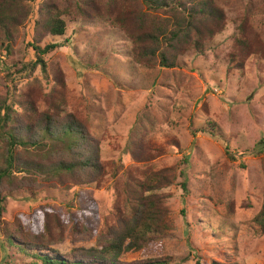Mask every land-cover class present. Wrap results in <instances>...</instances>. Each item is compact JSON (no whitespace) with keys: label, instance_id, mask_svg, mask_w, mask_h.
Returning a JSON list of instances; mask_svg holds the SVG:
<instances>
[{"label":"rangeland","instance_id":"rangeland-1","mask_svg":"<svg viewBox=\"0 0 264 264\" xmlns=\"http://www.w3.org/2000/svg\"><path fill=\"white\" fill-rule=\"evenodd\" d=\"M106 2L97 4L102 8ZM45 3L65 11V36L45 40L62 47L46 56L50 83L39 69L16 74L17 93L28 90L44 110L60 68L72 104L82 102L89 111L91 136L100 144L108 174L100 187L76 188H55L40 175L17 174L21 185L6 195L0 216V264L33 260L9 245V233L19 244L62 239L52 248L71 258L84 257V249L102 250L99 236L112 222L116 199L110 165L135 164L126 150L134 133L149 139L147 151L153 154L156 170L177 172L174 183L162 190L163 207L169 209L174 228L153 234L147 248L129 252L123 260L264 264V232L254 220L264 202V146L258 147L264 140V0H213L225 12L223 32L205 54L192 50L175 68L134 63L128 31L101 20L82 6L83 1L79 5L78 0H24L26 17L16 26L7 62L22 67L34 59L30 44ZM116 3V9L136 8L135 0ZM169 14L158 12L160 19ZM6 80L0 70V91L5 84L15 88ZM212 122L219 127V136L203 132ZM173 139L182 152L172 147ZM227 147L234 157L241 155L238 160L226 156ZM38 151L16 150L21 157H43ZM46 216L54 217L47 227Z\"/></svg>","mask_w":264,"mask_h":264},{"label":"trees","instance_id":"trees-1","mask_svg":"<svg viewBox=\"0 0 264 264\" xmlns=\"http://www.w3.org/2000/svg\"><path fill=\"white\" fill-rule=\"evenodd\" d=\"M23 1L0 0V70L6 74V81L15 86L13 89L5 84L0 91V216L6 195L13 194L21 185L17 174L40 175L55 188L100 187L108 174V164L101 159L100 144L91 136L89 111L80 101L74 103L75 106L72 104V96L66 92V79L60 68L53 76L44 110L28 90L17 93L16 74L27 71L32 74L39 69L49 82L46 56L62 46L53 42L46 44L45 40L49 36H65L67 29L63 19L65 11L58 5L43 4L30 44L34 59L22 67H18V63L7 62L6 57L13 54L16 26L26 17ZM82 1V6L94 10L101 20L128 31L125 33L132 45L130 57L140 67L158 62L161 67L175 68L180 58L192 50L205 54L206 48L226 25L225 12L215 6L213 0H135L134 9H127L128 6L124 5L116 9V0H109L102 8L97 4L102 0H78L79 5ZM142 6L145 12H142ZM161 10L168 11L169 18L160 19L158 12ZM15 68L18 69L13 72ZM203 132L212 136L221 134L214 122L207 123ZM140 135L134 133L126 147L135 164L124 167L112 162L109 166L112 168L116 199L112 222L107 223L99 236L98 245L102 250L84 249V257L71 258L52 248L62 239H48V243L20 241L24 244H19L12 233L6 238L9 245L33 259L29 264H131L123 260L125 254L147 248L153 234L171 231L174 227L168 220L169 209L163 207L166 196L162 190L174 183L177 172L174 168L156 170L153 154L147 151L149 139L142 133ZM171 144L177 152H182L178 141L173 139ZM263 146L264 140L258 147ZM19 147L42 150L43 157H21L16 152ZM226 156L236 161L241 155L234 157L227 147ZM262 162L264 173V158ZM180 175L184 176V171ZM181 186L187 190L185 182ZM51 219L54 217L46 216L44 226L50 225ZM254 220L264 232V202ZM57 230L61 232L64 229ZM187 260L185 258L184 262ZM172 263L171 258H164L137 264ZM197 264H201L200 259ZM211 264L221 263L212 261Z\"/></svg>","mask_w":264,"mask_h":264}]
</instances>
